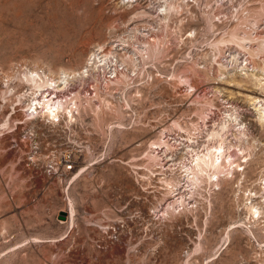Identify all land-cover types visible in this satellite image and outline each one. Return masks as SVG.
<instances>
[{"label":"rangeland","instance_id":"374dc122","mask_svg":"<svg viewBox=\"0 0 264 264\" xmlns=\"http://www.w3.org/2000/svg\"><path fill=\"white\" fill-rule=\"evenodd\" d=\"M220 5L216 23L206 7ZM262 45L264 0H0V68L19 99L25 72L83 76L113 54L137 114L89 112L47 158L46 126L19 123L3 87L0 264H264V122L249 101L264 90L245 75L261 76ZM220 145L222 173H187Z\"/></svg>","mask_w":264,"mask_h":264},{"label":"built area","instance_id":"2783aa9c","mask_svg":"<svg viewBox=\"0 0 264 264\" xmlns=\"http://www.w3.org/2000/svg\"><path fill=\"white\" fill-rule=\"evenodd\" d=\"M221 8H223L222 5L215 9L206 7L208 14L211 13V10H214L211 14L213 15V21L216 23H222L224 20ZM178 29L181 33H184L185 37H191V32L186 30L185 25L183 26L180 23ZM110 56H112L110 67L77 76L70 79L62 87H58L57 84L52 82L43 88L31 86L23 90V100L19 99L16 82L13 85L11 82L4 80L0 68V97L2 96L3 87L6 86L9 94L14 96L11 109L14 112L21 111L25 115V120L19 123H30L36 120L37 123L46 126L42 147L47 158L54 157V153L62 144L70 143L69 136L75 134L78 125L83 127L84 125L81 123H89L87 121L89 112L94 113L93 111H101L102 109L115 112V105L122 103V111L125 115L123 123H128L127 119L137 116L136 109H132L130 103L126 100L127 90L121 82L122 73L119 71L121 64H118L120 61L117 56L113 54ZM187 59H190L189 55ZM106 99L108 100L106 101ZM3 102L1 97L0 105ZM46 104L54 109V115L44 114L43 109ZM117 122V119L112 120V123ZM62 134L68 135V138L64 139L61 137ZM63 139L64 141L60 143ZM39 150H41L40 145L34 144L33 151ZM74 155V153L67 150L62 157L65 162H69L68 169L73 167L72 159Z\"/></svg>","mask_w":264,"mask_h":264},{"label":"bare ground","instance_id":"6f19581e","mask_svg":"<svg viewBox=\"0 0 264 264\" xmlns=\"http://www.w3.org/2000/svg\"><path fill=\"white\" fill-rule=\"evenodd\" d=\"M263 46V45H262ZM264 47V46H263ZM262 47V48H263ZM264 49V48H263ZM114 52V51H113ZM105 57H107V55L105 56ZM109 61V62H108ZM111 62H112V60L109 58V60H107L106 61V59L105 60H103V58L101 57L100 59H90V63L88 64L90 67H93L94 68V70H95V68H101V69H105L106 68V65L108 66L109 65V67L111 66ZM246 67V66H245ZM247 68V67H246ZM255 68V67H254ZM116 69V68H115ZM244 69V68H243ZM246 70V69H245ZM256 70H258L257 68L256 69H253L252 70V74H245L247 77L249 76L250 77V79L252 80V81H254V84L253 85H255L256 84V86H259L260 88H262V90H264V70H262V71H260V73L262 72V74H261V76H260V74H255V71ZM87 72H88V70H87ZM91 72V71H90ZM89 72V73H90ZM259 72V71H258ZM40 72L39 71H37V70H33V71H28V72H25L24 73V79H26V83H30L31 84V86H33V83L34 84H39V82H40V85H38V86H36L35 88H43L44 86H47V85H49L50 84V82H52V83H55V84H57L58 85V87H62L63 85H65L70 79H74V77L75 76H77V74L75 73V74H73V73H67V72H62L61 74H60V76L58 77V78H55V80H54V78H47V79H45V77H47V75L46 74H44V77L43 76H41L40 74H39ZM84 72H82L81 74H83ZM88 73V74H89ZM80 74V75H81ZM86 74V73H85ZM79 75V76H80ZM72 77V78H71ZM250 80V81H251ZM48 81V82H47ZM247 82V81H246ZM245 84V83H244ZM242 87H243V85H242ZM249 101H250V103H251V105L253 106V109L257 112V118H258V120L260 121V122H264V95L262 96V97H249ZM43 112H44V114L45 115H48V116H50V115H54V113H55V111H54V109L51 107V106H49V105H45L44 106V109H43ZM23 114V113H22ZM24 115V114H23ZM24 117H25V115H24ZM238 119V118H237ZM236 119V120H237ZM238 121V120H237ZM238 125H239V127L240 128H242V127H245L244 125H243V123L241 122H239L238 123ZM223 127V126H222ZM225 128V126L222 128V129H224ZM221 130V129H220ZM226 130V129H225ZM244 130V129H243ZM210 135L212 136V137H214V136H218L219 135V132H211L210 133ZM193 138V137H192ZM192 138L190 137V139H191V141H192ZM189 141V140H188ZM156 144V146L157 145H159V147H161L162 145H165V146H167V143H165V142H158V143H155ZM164 146V147H165ZM163 147V146H162ZM214 147V146H213ZM156 149H157V147H156ZM224 147H222V145H220L219 147H214V148H211V149H208L207 150V152L206 153H197L195 156H194V158H193V160H192V162H191V166L189 167V168H187L186 169V171H187V173H189V174H192V176H195L196 177V174L197 173H199L200 174V172H198L199 170H202L203 171V169H204V167L205 166H210L211 168H213L214 170H215V172H214V175H219V173L222 171L223 172V159H225V158H227L226 156H225V151H224ZM229 149V148H228ZM229 154V153H228ZM155 158H157V157H155ZM206 168H208V167H205V169ZM211 168H208V169H211ZM207 170V169H206ZM212 170V169H211ZM213 170V171H214ZM185 171V172H186ZM201 171V172H202ZM229 171V170H228ZM221 172V173H222ZM230 172V171H229ZM232 173V172H231ZM211 174V173H210ZM209 175V174H208ZM228 175V174H227ZM193 178V180L194 179H196V178ZM199 177V176H198ZM227 177V176H226ZM210 178V177H209ZM219 178V177H218ZM228 178V177H227ZM197 180H199V179H197ZM178 181H179V179H178ZM189 181H191V180H189ZM172 182V181H171ZM192 183V182H191ZM172 185V184H171ZM177 185V184H176ZM179 185V184H178ZM177 185V186H178ZM251 208V211L252 210H254V212H257V213H259V210L256 208V207H250ZM259 208V207H258ZM254 212L252 213V214H254Z\"/></svg>","mask_w":264,"mask_h":264}]
</instances>
